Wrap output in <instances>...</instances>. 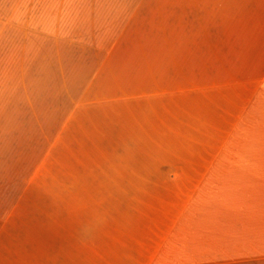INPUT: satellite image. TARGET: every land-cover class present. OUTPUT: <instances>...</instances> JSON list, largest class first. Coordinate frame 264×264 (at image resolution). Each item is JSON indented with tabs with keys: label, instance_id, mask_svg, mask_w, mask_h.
Listing matches in <instances>:
<instances>
[{
	"label": "crops",
	"instance_id": "obj_1",
	"mask_svg": "<svg viewBox=\"0 0 264 264\" xmlns=\"http://www.w3.org/2000/svg\"><path fill=\"white\" fill-rule=\"evenodd\" d=\"M87 140L165 151L140 233L35 204ZM0 264H264V0H0Z\"/></svg>",
	"mask_w": 264,
	"mask_h": 264
},
{
	"label": "rangeland",
	"instance_id": "obj_2",
	"mask_svg": "<svg viewBox=\"0 0 264 264\" xmlns=\"http://www.w3.org/2000/svg\"><path fill=\"white\" fill-rule=\"evenodd\" d=\"M112 130L117 129L113 127ZM89 141H85L83 147L73 146V149L66 150L65 156L58 155L52 165L44 167L45 171L50 172L45 176L47 179L43 176V181L36 182L38 195L33 197L35 204L48 209H44L43 215L49 220H52V215L59 219L61 215H66L71 221L78 216L81 220L82 215H77L76 212L79 206L85 204L92 209L85 214L87 228L92 229L94 223L103 221L104 217L108 222L117 223V237L125 233H140L141 228L145 227V206L161 204L158 202L159 198L174 196L171 183L145 181V173H153V167L157 168L145 165V157L165 156V151L145 150V157H142L141 150L119 146L118 149L103 151L101 148H94ZM38 156L40 159L41 150ZM157 173L156 169L155 174ZM93 207L101 210H93ZM45 211L49 214L46 215ZM109 212H114V215ZM23 216L29 218L26 214ZM71 234L72 237L76 236L73 232ZM86 236L93 237V230L90 234L86 231Z\"/></svg>",
	"mask_w": 264,
	"mask_h": 264
},
{
	"label": "trees",
	"instance_id": "obj_3",
	"mask_svg": "<svg viewBox=\"0 0 264 264\" xmlns=\"http://www.w3.org/2000/svg\"><path fill=\"white\" fill-rule=\"evenodd\" d=\"M138 145H141V144H139L138 143ZM120 146V145H119ZM138 150H141V156L142 157H145V149H138ZM93 197H98V196H96V195H93ZM87 198V197H86ZM159 200V199H158ZM85 203H86V199H85ZM161 204H163V202H161ZM81 207H86V205L84 204L83 206H81ZM149 206H147L146 208H148ZM87 208V207H86ZM94 208V210H96V211H99V210H101V208H98V207H93ZM87 209H90V207H88ZM88 214H90V213H88ZM95 214V213H94ZM109 214H111L112 216L114 215V212H109ZM86 216V215H85ZM87 217V216H86ZM103 217V216H102ZM118 218V217H117ZM69 218L66 216V215H61V217H60V220H63V221H69L68 220ZM103 220H104V217H103ZM106 220H107V218H106ZM116 224V227L118 226L117 225V223H115ZM124 228V227H123ZM120 229H122V228H120ZM124 230V229H123ZM123 236H125V234L123 235ZM123 236H121V237H123ZM129 236V235H128Z\"/></svg>",
	"mask_w": 264,
	"mask_h": 264
}]
</instances>
